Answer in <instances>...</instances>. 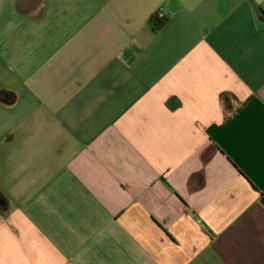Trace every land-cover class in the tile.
<instances>
[{
	"label": "crops",
	"instance_id": "crops-1",
	"mask_svg": "<svg viewBox=\"0 0 264 264\" xmlns=\"http://www.w3.org/2000/svg\"><path fill=\"white\" fill-rule=\"evenodd\" d=\"M262 11L0 0V264H264Z\"/></svg>",
	"mask_w": 264,
	"mask_h": 264
},
{
	"label": "trees",
	"instance_id": "trees-1",
	"mask_svg": "<svg viewBox=\"0 0 264 264\" xmlns=\"http://www.w3.org/2000/svg\"><path fill=\"white\" fill-rule=\"evenodd\" d=\"M264 12V11H262ZM168 19H161L156 14L154 17H152L150 21V25L152 26V29L154 32H158L164 28V26L167 24Z\"/></svg>",
	"mask_w": 264,
	"mask_h": 264
},
{
	"label": "built area",
	"instance_id": "built-area-1",
	"mask_svg": "<svg viewBox=\"0 0 264 264\" xmlns=\"http://www.w3.org/2000/svg\"><path fill=\"white\" fill-rule=\"evenodd\" d=\"M158 17L161 18V19H166V14L163 12V11H160L157 13Z\"/></svg>",
	"mask_w": 264,
	"mask_h": 264
}]
</instances>
